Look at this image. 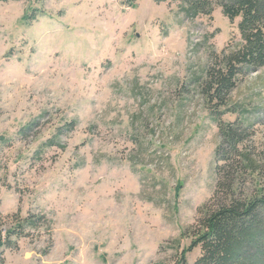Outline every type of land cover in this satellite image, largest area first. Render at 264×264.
I'll list each match as a JSON object with an SVG mask.
<instances>
[{"label": "rangeland", "instance_id": "obj_1", "mask_svg": "<svg viewBox=\"0 0 264 264\" xmlns=\"http://www.w3.org/2000/svg\"><path fill=\"white\" fill-rule=\"evenodd\" d=\"M239 21L218 6L190 19L171 0L0 4L4 264L199 258L187 229L213 195L219 143L201 85L211 54L240 46ZM218 110L252 132L258 171L242 190L264 189V67Z\"/></svg>", "mask_w": 264, "mask_h": 264}, {"label": "trees", "instance_id": "obj_2", "mask_svg": "<svg viewBox=\"0 0 264 264\" xmlns=\"http://www.w3.org/2000/svg\"><path fill=\"white\" fill-rule=\"evenodd\" d=\"M7 1L0 0V4ZM135 1L123 0V4L132 6ZM171 1L181 3L190 19L210 16L215 6L230 22L240 18V46L229 53H212L201 85L208 107H213L210 115L217 124L219 143L213 195L187 229L192 238L190 248L201 250L193 264H264V189L242 190L246 181L254 183L258 171L257 161L243 148L252 132L242 121L224 123L220 119L224 112L218 110L225 106L239 76L264 67V0ZM26 226H35L34 216L18 221L8 233L14 235ZM5 243L10 242L0 239V245ZM0 264H4L3 259Z\"/></svg>", "mask_w": 264, "mask_h": 264}]
</instances>
